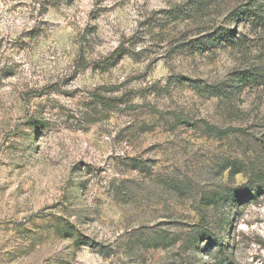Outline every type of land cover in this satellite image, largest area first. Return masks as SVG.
<instances>
[{"label": "rangeland", "instance_id": "obj_1", "mask_svg": "<svg viewBox=\"0 0 264 264\" xmlns=\"http://www.w3.org/2000/svg\"><path fill=\"white\" fill-rule=\"evenodd\" d=\"M252 68L264 0H0V264H264Z\"/></svg>", "mask_w": 264, "mask_h": 264}, {"label": "trees", "instance_id": "obj_2", "mask_svg": "<svg viewBox=\"0 0 264 264\" xmlns=\"http://www.w3.org/2000/svg\"><path fill=\"white\" fill-rule=\"evenodd\" d=\"M243 12L245 13V11H243ZM252 12H253L252 9L247 10V13H252ZM235 81H237L238 84L236 85V83H234L230 87L232 94L233 93H239L242 89H244L246 86H248L250 84L253 86L263 85L264 84V72H262L258 68L242 70L241 72L235 74ZM205 126H208V125L205 124ZM217 132L219 133V131H217ZM248 190H249V182H246V183L242 184L241 186L237 187L234 191V196H233L234 200H239L243 196H246V194L248 193ZM162 240H163V237L161 238V241ZM184 241H185V248L184 249H186V250H189L191 248L194 249V247H196V245L198 243V239L196 237V234L186 236Z\"/></svg>", "mask_w": 264, "mask_h": 264}]
</instances>
